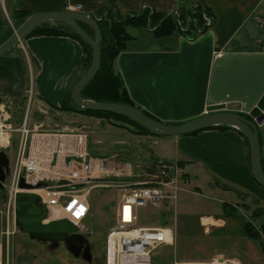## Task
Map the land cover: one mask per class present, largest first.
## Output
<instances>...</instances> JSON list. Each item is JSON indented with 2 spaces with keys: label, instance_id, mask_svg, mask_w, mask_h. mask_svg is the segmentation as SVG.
Wrapping results in <instances>:
<instances>
[{
  "label": "crops",
  "instance_id": "obj_1",
  "mask_svg": "<svg viewBox=\"0 0 264 264\" xmlns=\"http://www.w3.org/2000/svg\"><path fill=\"white\" fill-rule=\"evenodd\" d=\"M185 1L0 0V16L2 15V7L9 17V14L12 16L15 11H18L17 14L27 13L28 15L36 12L60 11L64 10L67 4H80L82 9L79 12H91L95 15H99L101 8L108 6H113L117 14L132 13L140 10V8L145 9V7L155 12H166ZM261 1L263 0H203V3L215 15V22L213 18L215 24L211 27L215 53L228 55L264 54V39L255 38L254 35L255 30L260 25L264 29V18H261L264 15L254 14L257 10L262 12L258 8ZM11 26L9 25L8 29H11ZM242 30L247 31L245 36H242ZM240 34L242 36L240 40H237L230 47L233 38ZM254 44L263 45L258 50L248 48ZM169 49L165 47L160 50ZM130 50L133 51V49ZM146 50L137 49L135 51ZM124 51L128 50L125 49ZM83 57L84 48L82 44L72 36L65 34L29 35L21 41L20 46L17 45L16 49L0 55V95L10 99L22 100L26 96V90L31 85L35 97L38 98V102L42 106L58 107L66 99L69 88H72L82 76L80 68L82 61H84ZM2 104L4 103L0 97V105ZM230 104H234V109H238L239 112L243 109L240 102L235 101ZM230 104H228V108ZM17 113H19L18 117L21 121L22 110L19 109ZM13 121L15 122L14 118ZM40 123L32 124L35 126ZM43 123L49 124V121L45 120ZM257 128L261 149V165L264 169V122ZM149 138L154 147L150 149V158L156 166L184 160L185 163L180 167L187 173L186 177L197 174L205 177L211 175L214 181L222 185L226 193H233L237 197L235 200H223L221 198L220 201L219 199L221 203H233L238 209L237 214L226 215L223 212L215 216L201 214L196 222L186 221L184 223L186 230L180 236L181 245H177L176 251L173 250L174 258L192 264L194 262L192 260L196 258L200 259V264H208L213 258H228L237 264H261L262 261L255 258V255L261 253V249L254 240L245 235L243 225L248 219H251L255 224V219H258V223L264 221V187L259 185L252 175L249 144L237 129L234 127L208 128L181 135L149 134ZM103 158L114 161L108 157ZM121 162L129 165L125 159H121ZM12 163L13 161H10V164ZM143 173L145 172L143 171ZM184 197L185 199H181L180 203H187V195L184 194ZM245 199H250L251 203H254L249 211L240 206V204L245 203L251 207V203L248 204ZM252 209L261 210L263 213L252 219L250 217ZM171 228L174 242L176 230ZM258 249L259 251H256ZM179 263L174 260L172 264Z\"/></svg>",
  "mask_w": 264,
  "mask_h": 264
},
{
  "label": "water",
  "instance_id": "obj_2",
  "mask_svg": "<svg viewBox=\"0 0 264 264\" xmlns=\"http://www.w3.org/2000/svg\"><path fill=\"white\" fill-rule=\"evenodd\" d=\"M112 10L114 13L113 6ZM104 16L105 10L100 17L91 12L66 10L29 14L0 43V55L43 22L66 24L92 48L91 65L71 90V99L77 107L125 116L160 136L188 134L216 125L234 127L247 140L252 175L264 187L257 128L264 122V54L214 55L211 31L201 34L193 42L181 39L177 50L123 51L118 55L116 65L134 104L92 101L84 99L81 90L99 69L101 32L98 22ZM83 25L93 30L94 38ZM235 101L240 102L243 109L238 113L227 111L228 104ZM8 170L9 158L4 150H0V189ZM18 187L24 190L16 193L14 203L19 229L30 238L49 241L50 247H56L57 241L63 242L74 257L80 255V245L86 242L83 259L90 261L87 237L65 218L49 219L48 210L39 202V196L26 191L33 186L22 177Z\"/></svg>",
  "mask_w": 264,
  "mask_h": 264
},
{
  "label": "rangeland",
  "instance_id": "obj_3",
  "mask_svg": "<svg viewBox=\"0 0 264 264\" xmlns=\"http://www.w3.org/2000/svg\"><path fill=\"white\" fill-rule=\"evenodd\" d=\"M190 3L196 4L197 1L186 0L185 2H182V4H177V6L173 9L178 11L181 5ZM258 6L263 13L257 10L254 14L257 13V15H264V0L261 1ZM207 8L211 13L210 15L213 16L215 22V15L213 11L209 7ZM137 11H134L131 14L139 13ZM144 11L149 15L152 10L144 9ZM193 12H195V9ZM117 15V17H120L124 14ZM185 15L188 16L186 13ZM132 17L133 18L129 19L128 23L125 25V29L129 34V37L124 40L125 47L128 51H132L130 49H133V51L137 49L159 51L165 47L177 50L179 41L181 39L187 40L185 36L188 35V32L196 33V31L193 32L191 27H186L184 24L185 22H181L183 27H186L185 32L183 33L179 28L180 23L178 16L176 21L177 28H174L172 33L163 31V29L168 27V23L166 22L164 15L161 16L158 21L153 19L142 25L140 23L143 22L142 19L139 20V16L132 15ZM261 18H264V16ZM13 20L16 21V18H12L10 14L8 17L5 13V9L2 7V15L0 16V37L8 31L7 29L9 25H12L14 22ZM214 24L215 23H213V25ZM196 26L202 29L203 32L197 34L192 41H187L193 42L201 34L211 31L212 27L202 25L201 22H199ZM83 28L84 30H87L86 27ZM156 28L158 29L159 34L154 33ZM241 34L242 36H245L247 31L242 30ZM241 34L233 38L230 42V47H232L237 40H240L242 37ZM254 35L255 38L264 39V29L262 25L255 30ZM90 36L94 38V32H91ZM20 44L21 41L17 45L20 46ZM263 44H254L248 48L258 50ZM17 45L12 47L9 51H12L14 48L16 49ZM100 46H105V41L102 36ZM215 52L216 50L214 49V53ZM117 57L115 59H117ZM83 59H85L86 63L82 61V67L80 68L82 76L88 71L92 61V52L89 47L86 51L84 50ZM115 59L114 62H116ZM113 67L118 70L116 64H114ZM71 90L72 88H69L67 94L69 96L67 99L71 98ZM26 91V96L22 100L10 99L9 97L0 95L2 102L9 106L11 114L13 112L12 116L16 122H13V124L16 126H18L23 120L22 117L20 121L18 117L20 112L17 113V111L21 109L23 115V113L26 112L25 110H27V104L30 103L28 107L29 126H26L28 132L22 148L24 149V154L27 152L28 147L33 144L36 137L42 136V134L70 133V129H79L82 133L84 132L82 134L83 140L80 146L74 140L72 151L82 152L93 157H108V159L114 160L113 162L119 163L120 166H118V168L120 171H126L130 165L131 173H134V177L143 179H146L149 176L160 177L163 165L160 164L156 166L150 158V149H153L154 147L150 143L149 133L143 132L145 133L143 135L142 133L137 132V130H140L139 127L129 121L119 119L115 116H100L97 114L83 113L79 110L60 109L55 106L52 107V105L44 107L38 102V98L35 97L33 89H31V85H29ZM9 101L10 103L8 104ZM71 103L77 107L73 101ZM234 107V104H230L227 111L238 113V109H234ZM245 116H248L247 111ZM45 120L49 121V124L43 123L41 127H31L33 126L32 123L45 122ZM18 134L19 133L17 131L11 132L12 137L9 145L10 147L8 149H3L4 151H7L9 161H13V163L19 150L20 143ZM121 159L127 160L129 165L121 162ZM180 161L182 162L184 160ZM177 163L178 162L167 164L168 170L166 172V175L170 176L169 180H174V185L176 187L178 185L181 188L178 190L177 197L160 205H146L139 210L140 225L169 226L175 228L176 230L173 244L157 248L153 253L150 264H172L174 260L180 262L179 264H192L185 263V261L182 260L180 261V259L174 258L173 256V250L176 251L177 245H181L182 239L180 236H182L184 230H186L184 223H186V221L196 222L201 214H212L215 216L220 212L222 213L223 210L227 208H224L225 206L228 204L229 206H233V203H225L226 205L223 206L224 202L221 203L220 201L222 199L235 200L237 198L233 193H226L223 190L224 188L222 185L217 181H214L213 176L211 175L205 177L204 175L197 174L196 176L186 177L187 173L184 172V169ZM170 170H172V172ZM5 175H9V173H6ZM84 184L85 183L83 182L77 184L76 188L82 187ZM84 187L87 188L88 185H85ZM2 191L4 192V190H0V192ZM19 191L24 190L18 187L17 192ZM184 194L187 195V203H180L183 199H185ZM120 196L121 191L118 187H92L87 193V198L91 204L89 215H87V218L84 220V223L89 227V232L86 237L90 244L91 251V259L90 261H87L79 256L74 257L63 244H59L57 247H49L44 241L30 238L28 234L22 232L16 222L17 215L14 206L12 205L10 207L7 215L5 209L2 208L0 193V264H104L102 260L104 239L109 228L115 223V211ZM245 201L248 204L251 203L250 199H245ZM253 205L254 203H251V207H249V209L252 208ZM249 209L244 210L249 211ZM253 210L254 209H252V211ZM255 222L256 224L253 222L255 224L254 226L259 228L263 221L258 223V219H255ZM260 237H263V235ZM262 240L264 242V239ZM255 242L258 245L256 240ZM256 251H259V249ZM255 258L262 261L261 264H264V252L262 249L261 253L259 252L255 255ZM199 260V258L193 259V264H200L201 262H199ZM213 261H215L214 258L211 259L208 264H212Z\"/></svg>",
  "mask_w": 264,
  "mask_h": 264
},
{
  "label": "built area",
  "instance_id": "obj_4",
  "mask_svg": "<svg viewBox=\"0 0 264 264\" xmlns=\"http://www.w3.org/2000/svg\"><path fill=\"white\" fill-rule=\"evenodd\" d=\"M81 9L80 4H67L64 10L76 12ZM169 13L176 18L178 16L179 28L183 33L186 27H191L193 32L196 31L188 32L185 36L187 40L192 41L197 34L203 32L196 26L197 24L191 25L192 22L187 15L180 18L179 9L178 11L173 9ZM202 19L206 26L213 24V18L205 12L202 13ZM181 22H185L186 27H183ZM29 105L30 103L27 104L23 120L18 126L13 124L9 106L0 105V135L5 134V140L0 142V148L10 147L13 131L19 133L20 143L15 161L9 165V175L2 183L4 197L1 202L7 215L10 207L14 206L18 182L22 177L26 183L33 186L26 191L36 193L39 202L47 208L50 215L69 220L78 228L79 233L87 236L89 227L84 220L89 215L91 205L87 193L92 187H118L121 196L116 206L115 223L105 235L102 260L104 264H150L157 248L172 244L173 230L169 226L140 225L139 210L146 205H160L177 197L181 188L174 185V180H169L170 176L166 175L167 165L162 164L160 177L149 176L146 179L134 177L129 166L126 171H120L117 162L72 151L74 140L79 146L83 140L84 132L79 129H70V133L42 134L36 137L24 154L22 148L28 132L26 126H29L27 123ZM42 125L43 122L31 127L37 128ZM82 182L85 184L76 188L77 184ZM85 185L88 187L85 188ZM125 207L129 209L128 217L124 215ZM214 260L212 264L235 263L230 259Z\"/></svg>",
  "mask_w": 264,
  "mask_h": 264
},
{
  "label": "trees",
  "instance_id": "obj_5",
  "mask_svg": "<svg viewBox=\"0 0 264 264\" xmlns=\"http://www.w3.org/2000/svg\"><path fill=\"white\" fill-rule=\"evenodd\" d=\"M196 4H183L179 7V10L181 11V18H185V13L188 14V17L190 18L192 24H198L201 22L202 25H204L203 19H202V13L205 12L206 14H211L209 9L202 3V0H196ZM148 9L149 8H145ZM195 9V12H192ZM105 10V16L103 19H101L98 22V26L100 28L101 36L105 41V46H99L100 47V64H99V69L96 73V75L93 77V79L85 85V87L81 90V96L84 99H89L93 101H100V102H116V103H125V104H134L132 99L130 98L128 91L124 85L123 79L121 77V74L119 70L114 69L113 65L116 64L114 62V59L121 53L123 52L126 47H125V39L129 37L128 32L125 29V25L128 23V20L133 18L128 14L122 15L120 17H117V13L114 14L112 11V7H104L101 8L99 11V15H101V12ZM151 10V9H150ZM137 16H139V20L142 19L143 23H140L141 25L144 24L145 22H149L150 20L158 19L161 16H165L166 22L168 23V27L163 29V31L167 33H172L174 28L176 27V21L177 18L173 16L171 13H166V12H155L151 11V14L148 15L147 12L144 11V8L141 10H138ZM143 12V13H142ZM18 11H15L12 15V18H16V21H14V25L12 24L11 29H7L1 37H0V43L5 41L12 33L13 29L17 27L20 23L23 22V20L26 18L28 15L27 13H19L17 14ZM141 13V14H140ZM135 14V13H134ZM212 17V15H210ZM136 17V16H135ZM143 17V18H141ZM213 18V17H212ZM164 19V20H165ZM155 21V22H156ZM146 23V24H147ZM213 25V24H212ZM211 25V26H212ZM83 27H86L88 32L91 35V32L93 30L88 27L87 25H83ZM154 33H158V29L156 28ZM33 34H44V35H54V34H65L74 37L77 39L83 46L84 50L89 47L92 52L91 46L84 41L78 33H76L70 26L63 24V23H55V22H43L39 25H37L35 28L31 30V32L27 35H33ZM159 34V33H158ZM26 36V37H27ZM101 43V41H100ZM116 61V59H115ZM84 63H86L84 59ZM117 67V65H116ZM118 69V68H117ZM69 95L66 96V99L62 102L61 105H59L56 108H62V109H69V110H79L80 112L83 113H90V114H97V115H103V116H115L119 119L126 120L131 122L132 124L136 125L137 127L140 128V130H137V132L144 134L143 132H147L149 134H154L151 132L149 129L146 127H143L139 123L116 113L112 112H105V111H95V110H87L83 109L80 107L74 106L72 104V100L67 99ZM71 97V96H70ZM72 104V105H71ZM54 107V106H53ZM230 126L226 125H216L213 127H209L210 129L212 128H229ZM208 129V128H206ZM199 131V130H198ZM240 134L241 132L237 130ZM197 131H193L190 133H195ZM188 133V134H190ZM155 135V134H154ZM242 135V134H241ZM243 136V135H242ZM244 137V136H243ZM245 139V137H244ZM246 140V139H245ZM247 141V140H246ZM185 161H180L177 164L183 165ZM170 164V163H169ZM227 202L223 203V206H225ZM240 206L244 209H249V206L245 203L240 204ZM227 207V208H226ZM223 210V213L226 215H234L237 214L238 209L236 206H225ZM263 211L261 210H253L250 214V217L252 219L256 218L260 214H262ZM255 224L251 219H248L245 221L243 225V231L246 236L251 238L252 240H256L259 247L262 249L264 252V242L262 239H264V221L261 223L259 228L254 226ZM263 235V237H260Z\"/></svg>",
  "mask_w": 264,
  "mask_h": 264
},
{
  "label": "flooded vegetation",
  "instance_id": "obj_6",
  "mask_svg": "<svg viewBox=\"0 0 264 264\" xmlns=\"http://www.w3.org/2000/svg\"><path fill=\"white\" fill-rule=\"evenodd\" d=\"M230 104V103H229ZM244 115H245V113H244ZM179 123V122H178ZM178 123H176V124H178ZM7 152V151H6ZM8 154V153H7ZM9 165H10V161H9ZM8 173V172H7ZM6 177H7V175H5V178H4V180H6ZM3 185V184H2ZM0 190H3V189H0ZM3 192V191H2ZM2 192H0L1 193V201H3V194H2ZM49 247H50V242L49 241H44ZM59 244H63V242H61V241H57V246H59ZM86 242H83L81 245H80V255H79V257H81V258H83V252L85 251V249H86ZM56 246V247H57ZM89 250H90V247L88 248ZM91 252V251H90Z\"/></svg>",
  "mask_w": 264,
  "mask_h": 264
},
{
  "label": "bare ground",
  "instance_id": "obj_7",
  "mask_svg": "<svg viewBox=\"0 0 264 264\" xmlns=\"http://www.w3.org/2000/svg\"><path fill=\"white\" fill-rule=\"evenodd\" d=\"M5 140V134H3V135H0V142H3ZM0 150H3L2 148H0ZM5 153L7 154V152L5 151ZM4 182V181H3ZM2 182V183H3ZM128 214H129V209H128V207H125V211H124V215H125V217H128ZM51 218H53V219H60L59 217H57L56 215H50L49 214V219H51Z\"/></svg>",
  "mask_w": 264,
  "mask_h": 264
}]
</instances>
